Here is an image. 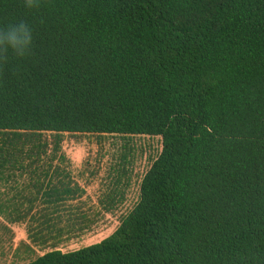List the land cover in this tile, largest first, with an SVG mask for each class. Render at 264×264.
Segmentation results:
<instances>
[{"label": "trees", "instance_id": "16d2710c", "mask_svg": "<svg viewBox=\"0 0 264 264\" xmlns=\"http://www.w3.org/2000/svg\"><path fill=\"white\" fill-rule=\"evenodd\" d=\"M22 20L31 50L0 55V170L33 182L19 221L83 218L64 134L162 142L110 236L28 264H264V0H0V28Z\"/></svg>", "mask_w": 264, "mask_h": 264}, {"label": "rangeland", "instance_id": "374dc122", "mask_svg": "<svg viewBox=\"0 0 264 264\" xmlns=\"http://www.w3.org/2000/svg\"><path fill=\"white\" fill-rule=\"evenodd\" d=\"M161 150V139L155 137L64 134L66 162L54 164L69 169L82 184L85 194L72 206L83 218L71 227L65 215L51 230L39 231L38 222L30 217L19 221L23 201L14 196L24 191L28 178L9 168L0 170V264H28L52 249L77 251L110 236L137 204L141 180ZM124 169L127 175L120 177ZM111 192H124L125 201L107 212L104 203Z\"/></svg>", "mask_w": 264, "mask_h": 264}, {"label": "clouds", "instance_id": "9594fccd", "mask_svg": "<svg viewBox=\"0 0 264 264\" xmlns=\"http://www.w3.org/2000/svg\"><path fill=\"white\" fill-rule=\"evenodd\" d=\"M25 7H39V0H24ZM33 32L26 21L10 24L0 28V55L6 58L9 51L17 56H25L32 47Z\"/></svg>", "mask_w": 264, "mask_h": 264}, {"label": "crops", "instance_id": "0c3cea01", "mask_svg": "<svg viewBox=\"0 0 264 264\" xmlns=\"http://www.w3.org/2000/svg\"><path fill=\"white\" fill-rule=\"evenodd\" d=\"M69 172H70V174H71V171L69 170V169H67ZM71 176H72V179L76 182V183H78L80 186L82 185L79 181H77L74 177H73V175L71 174ZM28 178V177H27ZM37 179H35V181H36ZM34 181V180H33ZM54 181V183H57L58 181H59V179H54L53 180ZM27 182L28 183H31V184H33V182H32V179H30V178H28V180H27ZM80 200V199H79ZM78 201V200H77ZM77 201H75V202H77ZM73 203L74 202H69L68 203V206H70V204L71 205H73ZM40 206L42 207V203L41 202H37L36 203V208H40ZM43 206H45V205H43ZM30 218H31V216H30ZM29 218V219H30ZM32 237V236H31ZM41 243H43V242H41ZM60 243V242H59Z\"/></svg>", "mask_w": 264, "mask_h": 264}]
</instances>
